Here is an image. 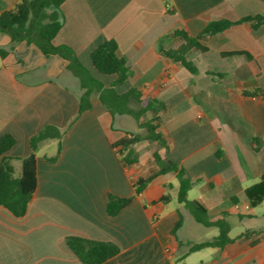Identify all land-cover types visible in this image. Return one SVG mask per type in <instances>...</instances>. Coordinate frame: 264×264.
<instances>
[{
	"label": "crops",
	"instance_id": "crops-1",
	"mask_svg": "<svg viewBox=\"0 0 264 264\" xmlns=\"http://www.w3.org/2000/svg\"><path fill=\"white\" fill-rule=\"evenodd\" d=\"M18 1L0 0V14ZM62 13L56 46L71 48L109 88L117 77L96 70L91 53L106 40L116 41L131 70L116 91L137 88L166 105L157 132L169 149L161 153L185 168L194 183L193 200L209 217L229 222L232 241L223 249L188 254L192 243L183 233L186 220L194 218L177 202L175 173L156 177L135 195L133 180L147 175L139 159L126 165L119 153L127 115L113 117L98 95L80 113L84 91L68 61L21 42L0 55V139L10 134L16 140L6 154L16 175L38 132L54 126L63 136L38 146L37 187L27 213L17 218L0 208V264H83L68 247L69 236L118 245L120 253L103 264H264V201L254 207L246 196L264 175V96L245 93L264 91V25L254 30L240 24L209 37L206 52L188 56L196 72L159 48L175 30L194 37L212 21L264 14V1L67 0ZM180 44L167 39L162 46ZM10 46V38L0 34V49ZM60 143V155L50 163ZM109 194L134 200L112 217Z\"/></svg>",
	"mask_w": 264,
	"mask_h": 264
},
{
	"label": "trees",
	"instance_id": "trees-1",
	"mask_svg": "<svg viewBox=\"0 0 264 264\" xmlns=\"http://www.w3.org/2000/svg\"><path fill=\"white\" fill-rule=\"evenodd\" d=\"M67 0H19L10 10L0 14V34L7 35L11 40L8 50L0 49L1 57H5L18 43L25 42L36 46L46 57L59 56L68 61V70L80 81L83 94L80 98V113L91 107L90 98L98 95L107 111L113 116L128 115L133 117L141 128L146 129V134H134L131 139H122L119 142V151L126 165L135 164L138 159L134 150L136 144L148 141L155 145L153 159L157 170L150 176L139 177L133 180L135 195H140L148 185L158 176L175 173L178 182L177 202L191 213L194 220L204 227H215L219 230L217 236L211 240L194 243L190 246L188 254L209 248L223 249L232 239L229 234L231 226L225 218L213 220L208 215V210L198 201L190 200L188 194L193 188V181L188 176L184 167L179 163L162 155V150L167 151L169 146L166 140L157 132L163 123L162 113L166 105L152 97H145L140 89L131 88L119 94L115 87L124 84L131 75L127 61L118 55V44L114 40H106L91 53V61L96 70L104 75L117 77L113 86L107 88L92 77L89 71L80 63L75 52L67 46H56L54 39L64 23L62 5ZM264 1V0H263ZM247 24L257 30L264 25V14L249 15L236 21L220 19L207 24L196 36H189L182 30H175L160 40V52L163 56L176 63L182 64L191 72H196L195 65L188 60L194 51L206 52L203 42L209 37L222 33L233 26ZM167 39H179L181 44L176 49L165 50L162 46ZM234 53H228L230 56ZM250 58V56L248 55ZM247 95H263L264 91L254 89L245 92ZM136 106V107H135ZM144 114H150L149 121L141 122ZM63 133L54 126H47L31 139V154L22 160L19 175H16L11 159L6 154L14 147L16 140L6 134L0 139V208H5L15 217H23L28 210L30 201L37 187V158L36 151L40 143L48 140L62 139ZM257 149V148H256ZM61 152V143L55 157L48 159L54 163ZM219 156V153H218ZM246 196L252 206H257L264 201V175L260 183L246 190ZM134 200L132 197H120L109 194L107 213L117 216ZM182 220L177 222L172 230V235L181 227ZM68 247L83 264H103L114 259L119 253L118 245L111 242H100L80 236H69L66 239ZM187 254V255H188ZM180 258L177 263H180ZM171 264V263H167Z\"/></svg>",
	"mask_w": 264,
	"mask_h": 264
},
{
	"label": "rangeland",
	"instance_id": "rangeland-1",
	"mask_svg": "<svg viewBox=\"0 0 264 264\" xmlns=\"http://www.w3.org/2000/svg\"><path fill=\"white\" fill-rule=\"evenodd\" d=\"M136 107V106H135ZM150 114H144L141 122L145 123L151 119ZM127 125V131L122 139H131L134 134H146V129L141 128L136 120L131 116H124L122 119ZM137 145L136 156L139 159L138 168H141L147 176L152 175L157 167L153 159L154 144L149 145L147 141L140 142ZM135 150V149H134ZM196 197V191H190L188 198L193 200ZM177 204V202H175ZM218 235V229L215 227L207 228L203 225L195 222L193 219L186 220L183 236L188 239L192 244L201 243L207 240H211Z\"/></svg>",
	"mask_w": 264,
	"mask_h": 264
}]
</instances>
